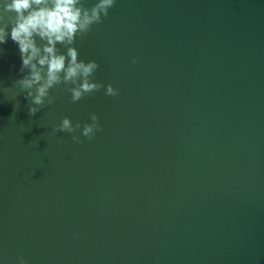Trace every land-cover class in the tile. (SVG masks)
<instances>
[{
  "label": "water",
  "instance_id": "water-1",
  "mask_svg": "<svg viewBox=\"0 0 264 264\" xmlns=\"http://www.w3.org/2000/svg\"><path fill=\"white\" fill-rule=\"evenodd\" d=\"M75 46L118 94L0 103L4 264H264V0H117Z\"/></svg>",
  "mask_w": 264,
  "mask_h": 264
},
{
  "label": "clouds",
  "instance_id": "clouds-1",
  "mask_svg": "<svg viewBox=\"0 0 264 264\" xmlns=\"http://www.w3.org/2000/svg\"><path fill=\"white\" fill-rule=\"evenodd\" d=\"M117 0H94L86 7L87 0H0V57L9 39L16 45L20 65L11 86L0 79V103L16 101L14 112L19 109L18 96L28 101L29 116L52 105L57 99L52 91L63 85L73 103L104 88L105 95L115 96L118 90L94 79L100 67L96 60L80 58L75 46L77 38L88 35L92 26L100 24L109 15ZM136 61L133 60V63ZM90 123L73 124L65 116L53 132L74 134L72 140L81 143L80 137L92 139L101 130L98 116L90 115ZM0 264H4L0 259ZM16 264H27L23 256Z\"/></svg>",
  "mask_w": 264,
  "mask_h": 264
}]
</instances>
